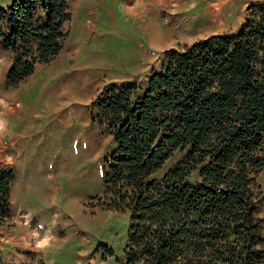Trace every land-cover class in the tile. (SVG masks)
<instances>
[{"label":"trees","instance_id":"1","mask_svg":"<svg viewBox=\"0 0 264 264\" xmlns=\"http://www.w3.org/2000/svg\"><path fill=\"white\" fill-rule=\"evenodd\" d=\"M70 1L0 9V43L16 57L11 85L60 53ZM96 106L115 142L100 202L129 213L125 264H264L255 180L264 169V9L236 34L171 50L143 94L112 87ZM13 179L0 164V222Z\"/></svg>","mask_w":264,"mask_h":264},{"label":"crops","instance_id":"2","mask_svg":"<svg viewBox=\"0 0 264 264\" xmlns=\"http://www.w3.org/2000/svg\"><path fill=\"white\" fill-rule=\"evenodd\" d=\"M13 1L0 0V9L6 10ZM201 1L204 2L201 13L194 21L200 22L196 28L198 40L229 34L223 29L227 16H219L221 10L209 13L221 8L218 0L209 3L208 0H113V3L119 4V9L122 4L128 15L140 21L141 27H156L151 35L162 34L157 41L167 43L172 33L159 31V17L152 11L165 5L179 26L187 22L188 15L184 13ZM223 1L228 7L236 2ZM94 3L104 7V15L112 18L116 7L107 0H78L76 7L80 12H76L72 29L61 41L60 53L48 63H36L32 73L17 85L9 82L15 55L0 43V120L6 122V132L0 137V161L7 164L14 176L7 208L10 221L1 238L9 247L4 251L7 256L4 264H89L94 257V220L90 219L93 213L88 203L103 196L105 161L115 150L109 129L101 128L94 119L95 107L112 87L139 89L143 58L152 59V52L144 51L140 45L141 56L129 75L92 76L88 65L78 61L81 46L76 40L87 42L86 38L96 32V24L90 20L94 16ZM195 16L191 13L190 19ZM82 17L85 23L81 24ZM42 146H48L46 154L41 152ZM65 148L72 154L69 157L82 156L92 164L90 168L83 164L76 167L83 175L78 186L73 185L79 179L68 173L72 164ZM95 170L100 182L98 191L94 189ZM37 224L56 237L53 246L43 252L34 248L32 229Z\"/></svg>","mask_w":264,"mask_h":264},{"label":"rangeland","instance_id":"3","mask_svg":"<svg viewBox=\"0 0 264 264\" xmlns=\"http://www.w3.org/2000/svg\"><path fill=\"white\" fill-rule=\"evenodd\" d=\"M77 1L78 0H71L69 3V19L68 22L64 24L65 36L72 29V24L77 18L75 17L76 12H80V10H78V6L76 7ZM107 1L110 2V5L116 7L112 18H107L104 15V7L101 8L100 5L94 3V16L90 20H93V22L96 24V32L89 38H86L87 42H83L82 40L79 41V39L76 40V43L79 42L81 46V56L78 61L80 63L87 64L88 69L91 71V74L94 77L99 75H105L106 77L129 75L133 65L139 61L138 58L141 56L139 47L141 45L144 51L147 50L152 52V59L148 60L145 57L143 58L144 69L139 80L140 94H143L151 76L161 72L168 53L171 50L184 52L191 48L195 43L200 42L198 40L199 36L196 35V28L200 26V22L194 21L201 13L202 8L200 6L204 3L202 1L189 12L184 13L186 16L188 15L187 22L179 26H177V23H175L173 20L174 15L172 14V11H170L168 8H165V5H163L164 7L162 6L161 9L152 11L154 15H158L159 17V25L157 26L159 31L165 34L170 30L172 33L171 40L167 43L164 42V40L162 42H158L156 40L157 43L156 41H153L154 43H152L153 36L151 35V30L152 28H155L154 26L151 27L143 25L141 27L140 21L136 20V18H133L131 15H128L126 13L125 7L122 4H120L122 9H119V4L113 3V0ZM209 1L210 0H208V3ZM218 3L221 8L216 12L209 13L212 15L214 13H218L219 10H221V13H218V15L227 16L223 24L224 31L227 33L230 32L227 35H233L240 32L243 26L252 17L254 11H260L261 9H264V0H236V7L234 3L232 7L226 6L223 0H218ZM223 6H226V8H222ZM173 12L175 13L176 11ZM191 13L196 14L194 19H190ZM80 21L81 24L85 23V17H82ZM167 21L169 23H166ZM94 112V119L98 125L101 128L108 129L104 125L101 126L97 120L101 116L97 110V106L95 107ZM19 128L20 127L17 129ZM53 138L55 139V137ZM58 149H60V146ZM48 151V146L41 147L42 153L46 154ZM64 152L72 164L71 169L68 172L69 175L79 179L78 182H76L73 186H78L79 182H83V175L81 173L82 170H77L76 167L79 164H83L87 168H90L92 164L90 162H86L82 156L77 158L69 157L72 154H70L67 148H65ZM183 157V153H175L165 164L163 170H170L179 161H181ZM0 164L8 167L5 162L0 161ZM94 177V189L98 191L100 189V182L98 180L99 176L97 170H95ZM255 180L257 185L256 191L261 194L258 203V210L259 218L263 222L264 234V169L259 172V174L255 177ZM100 198H96L88 203V208L93 213V217H90V219L94 220V257L90 260L89 264H125L123 248L125 246V241L127 242L125 236L127 232L126 224L129 213L108 211L106 209L103 210L102 207L104 208V206L101 205ZM33 205L38 207L37 203H33ZM9 221L10 217L8 215H4L0 222V260L2 263L3 260L7 259L4 251H6L9 247L4 245L6 242L1 240V238H3L7 232L5 228ZM9 226H13V224ZM2 248L3 252L1 251ZM110 251L112 254L109 253Z\"/></svg>","mask_w":264,"mask_h":264},{"label":"clouds","instance_id":"4","mask_svg":"<svg viewBox=\"0 0 264 264\" xmlns=\"http://www.w3.org/2000/svg\"><path fill=\"white\" fill-rule=\"evenodd\" d=\"M6 132V122L0 120V137ZM43 232V234H42ZM32 236L34 239V248L36 251L43 252L47 248L53 246V241L56 240V237L52 235L49 231L43 230V226L37 224L35 229H32Z\"/></svg>","mask_w":264,"mask_h":264},{"label":"bare ground","instance_id":"5","mask_svg":"<svg viewBox=\"0 0 264 264\" xmlns=\"http://www.w3.org/2000/svg\"><path fill=\"white\" fill-rule=\"evenodd\" d=\"M185 9H187V8H185ZM180 11H181V10H180ZM221 15H222V14H221ZM148 25H149V24H148ZM155 28H156V27H155ZM167 37H168V36H167ZM152 38H153L152 43H154L156 40H158V39L161 38V35L156 37V34H154ZM153 41H154V42H153ZM156 43H157V41H156Z\"/></svg>","mask_w":264,"mask_h":264}]
</instances>
